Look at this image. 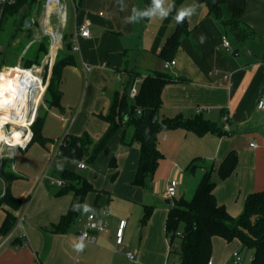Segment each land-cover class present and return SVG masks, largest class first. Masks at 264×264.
<instances>
[{"label": "crops", "instance_id": "0c3cea01", "mask_svg": "<svg viewBox=\"0 0 264 264\" xmlns=\"http://www.w3.org/2000/svg\"><path fill=\"white\" fill-rule=\"evenodd\" d=\"M215 1L221 20L198 0H162L161 8L169 12L164 19L158 10L151 17L140 15L153 7L152 0H79L76 8L68 6L71 17L65 32L71 36L75 25L88 21L91 35L79 40L80 51H72L74 64L65 66L60 105L47 107L42 134L52 140L44 146L49 152L46 160L51 156L49 164L29 174L15 164L18 156L13 160V169L22 178L13 182L12 192L24 204L19 210L0 209V227L6 210L17 217L11 233L0 235V264H169L172 252L166 222L170 208L164 205L169 180L178 181L174 199L191 200L205 172L204 167L193 166L200 161L213 164L217 201L233 217L241 214L249 194L264 190V110L260 108L264 99V0ZM188 6L195 9L185 18L188 32L181 35L177 50L167 60L161 56L162 49L179 24L177 12ZM238 8L240 26L248 34L245 38L228 25ZM224 36L231 42L230 51L222 46ZM172 60L176 63L165 68ZM157 73L167 74L172 81L163 89L156 118L199 115L227 133L198 135L184 128L161 131L157 145L163 158L146 187L132 184L141 150L123 129L116 131L107 151L86 162L85 169L77 168L78 161L56 153L65 135L87 134L98 141L105 134L109 122L104 117L112 96L128 89V82L118 80L120 76L126 81H143ZM77 90L78 101H73ZM128 103L134 105L135 99L129 97ZM199 108L204 111L197 113ZM230 150L237 153V165L222 179L218 167ZM113 157L116 168L110 166ZM56 168L76 171L94 188L66 232L57 231V225L70 208L73 191L62 193L63 187L50 184V177L64 182L54 175ZM148 207L153 211L146 218ZM92 213L103 220L104 229L93 232L95 240L84 242L83 250L77 251V235ZM122 220L126 224L119 244ZM244 247L237 239L214 238L211 264L233 262L234 252L244 264L240 253ZM128 253L135 254V259H128Z\"/></svg>", "mask_w": 264, "mask_h": 264}, {"label": "trees", "instance_id": "16d2710c", "mask_svg": "<svg viewBox=\"0 0 264 264\" xmlns=\"http://www.w3.org/2000/svg\"><path fill=\"white\" fill-rule=\"evenodd\" d=\"M205 3L218 19H222L220 6L215 0H198ZM28 8L25 16L21 15L24 8ZM39 8V9H38ZM35 9L40 11L38 0H20L14 6L9 7L3 20L2 28L10 21L20 27L16 28L15 35L25 26L27 18L32 19ZM241 9H235L233 18L228 22L232 30L241 38L248 36L246 30L240 26ZM21 16L19 20L17 16ZM26 28V27H25ZM27 30H31L26 28ZM188 32L186 20L179 23L175 32L168 37L161 52V56L171 60L180 43L182 34ZM69 33H66L63 53L53 69L50 86L47 89L45 102L48 108L58 107L62 98L60 88L63 69L68 64H74L72 56L71 41ZM48 51V41L44 38L37 44L35 54L31 58H26L22 63L24 66L39 63ZM172 81L165 73H157L146 76L140 86L135 104L129 105L127 89L123 94L118 92L112 96L111 104L107 115L104 117L109 122V128L98 140H93L89 135L82 136L65 135L64 144L61 145V153L67 158L86 162L94 161L102 151L108 150V144L117 130L123 129L124 134L130 131V142H138L140 145V157L135 174L133 185L146 187L148 181L152 179L159 161L163 158L158 149L157 136L161 131L184 128L198 135L207 132H217L224 135L225 129L217 126L213 122L196 116L186 118L178 116L176 118H156L162 106V92L165 85ZM47 113V112H46ZM46 113L39 115L34 126V136L29 144L38 142L46 145L52 142L42 134ZM128 142L127 144H129ZM28 146V147H29ZM1 157V156H0ZM237 165V153L230 150L218 167V172L222 179L230 176ZM110 166L116 168V159L113 157ZM204 167V175L197 187L195 195L191 200H173L168 215L166 228L170 237V252H178L180 255L179 264H208L212 258L214 238L219 237L228 242L239 240L243 246L254 250L251 264H264V190L249 194L245 200L244 208L238 217H233L227 209L218 203L214 193L216 182L213 179L214 165L200 161L192 169ZM55 175L61 177L65 186L62 193L73 191V200L70 208L64 214L57 231L66 232L79 215L85 198L94 188L90 182L83 178L76 171L67 169H55ZM22 178L12 169V163L7 158H0V182L4 183V188L0 189V209L4 205L13 210H19L24 204L21 199L12 192V184L15 180ZM153 208H147L146 218L152 213ZM17 217L10 211H6L5 218L0 227V235L7 236L14 229ZM176 239L179 240V251L175 247Z\"/></svg>", "mask_w": 264, "mask_h": 264}, {"label": "built area", "instance_id": "2783aa9c", "mask_svg": "<svg viewBox=\"0 0 264 264\" xmlns=\"http://www.w3.org/2000/svg\"><path fill=\"white\" fill-rule=\"evenodd\" d=\"M20 0H0V34L3 20L9 7L14 6ZM41 7V15L38 22L34 18L33 27L39 32L33 39L34 42L44 38L48 41V51L43 58V64L47 68V76H43L40 65L32 64L24 66L21 63L6 65L0 68V156L14 157L18 150H25L31 143L34 132L33 126L39 116L40 108L47 93L50 73L55 66L59 54L63 51L66 36V24L68 20V3L75 8L79 0H38ZM91 35L90 23L88 21L77 24L70 36L71 48L73 52L80 51L79 40ZM222 46L225 50L232 49L230 40L222 37ZM176 61H169L165 68L174 65ZM43 65V66H44ZM87 70H91L89 65H85ZM122 83L127 84V94L131 99H135L140 91L142 79L131 78L126 81L122 76L118 78ZM260 108L264 110V99L260 102ZM204 109H197V113H202ZM206 111H210L207 109ZM57 147V154L61 153V145ZM251 146H255L254 143ZM8 150V152H5ZM77 168H87L85 160L77 163ZM51 185L64 187V182L53 177L49 178ZM178 181L169 180L166 186V197L173 200L176 197ZM126 221H120L117 231V241H122L123 230ZM104 222L94 213L87 217L86 227L77 235L78 244L87 241H94L93 232L102 231ZM176 247V246H175ZM171 248V247H170ZM128 259L134 260L135 254L128 253ZM233 264H241V257L238 252L233 253ZM210 260L208 264H211Z\"/></svg>", "mask_w": 264, "mask_h": 264}, {"label": "rangeland", "instance_id": "374dc122", "mask_svg": "<svg viewBox=\"0 0 264 264\" xmlns=\"http://www.w3.org/2000/svg\"><path fill=\"white\" fill-rule=\"evenodd\" d=\"M68 6H71L70 2L68 4ZM27 9H28L27 7L24 8V10H22V12H21V15L25 16L27 14V11H28ZM38 9H35L34 13L32 14V17L36 20V22H38V19L40 18V15H41V9L39 12H38ZM68 13H69L68 15L71 17V13L69 10H68ZM20 18H21V16L18 15L16 20H19ZM68 21H70V19ZM18 27H20V26H19V24H17V22L15 25H13L9 21L5 25V28L3 26L2 30H1V34H0V68L2 66L13 65L16 63H21L22 65H24L22 62L26 58L33 57L35 54V51L37 49V44L40 42V40L34 42L33 39L36 37V34L39 32V30L35 27H33L31 30H27L24 26L23 29L20 30L15 35V33L17 31L16 28H18ZM63 50H64V48H63ZM62 53H63V51H61L59 56ZM43 58H44V56H43ZM43 58L39 61V63H36V64L40 65L41 71L43 72V76L46 77L48 72H47V68L43 64ZM54 67H53V69H54ZM53 69L50 73L48 88L50 86V81H51V77L53 74ZM64 69H65V67H64ZM64 69H63V72H64ZM78 92L79 91L77 90V91H75V93H73V95H72L73 101H78V97H79ZM47 107L48 106L45 102V97H44V102L41 105L39 115L46 113ZM126 136L130 137L129 129L127 130ZM48 147H49V149L53 148V147H51V145H48ZM47 151L48 150H46L44 145H42L38 142H35L27 150H24V151L18 150L16 152V157L18 156V161H16L15 156L13 158L10 156L9 157L6 156L3 158H7L11 161L12 169H13V160L15 158V164L18 165V168L19 169L20 168L27 169L28 173L31 174V172H33L35 170H40L42 168V165L43 166L45 165V168L47 167L46 165L49 164V162H50L49 159H51V156H49V159L46 160L45 157L49 154V152H47ZM5 152H8V150H6ZM49 170L50 169H47L46 172H49ZM50 171L52 174V170H50ZM3 188H4V186H0V189H3ZM51 188H53V187H51ZM164 205L167 208H171V204H167V203H165V201H164ZM4 207H7L8 209L10 208V207L4 205L2 207V209H4ZM174 245L176 246L177 250L179 251L180 245H179L178 239H176ZM252 251H253V249L250 247H244L243 250L240 251V253L244 259V264H251V253H252ZM179 263H180L179 253L178 252H172L170 259H169V264H179ZM216 264H233V262L231 259H229V261L216 260Z\"/></svg>", "mask_w": 264, "mask_h": 264}, {"label": "clouds", "instance_id": "9594fccd", "mask_svg": "<svg viewBox=\"0 0 264 264\" xmlns=\"http://www.w3.org/2000/svg\"><path fill=\"white\" fill-rule=\"evenodd\" d=\"M161 4H162V0H152L153 7L149 11L140 13V15L151 17V16L155 15V13L158 10L160 18L161 19L166 18L169 15V12L167 10H164L163 8H161ZM194 12H195V9L192 6H188L186 8H182V9H180L177 12V14L175 16V20H176L177 23H182L186 17H191V15ZM134 18L135 17H133V19ZM75 247H76L77 251H82L84 245L83 244H79V245H76Z\"/></svg>", "mask_w": 264, "mask_h": 264}, {"label": "water", "instance_id": "95a60500", "mask_svg": "<svg viewBox=\"0 0 264 264\" xmlns=\"http://www.w3.org/2000/svg\"><path fill=\"white\" fill-rule=\"evenodd\" d=\"M33 21H32V19H30V18H27L26 20H25V27L26 28H29V29H32L33 28ZM172 200L171 199H167L166 200V203L167 204H172Z\"/></svg>", "mask_w": 264, "mask_h": 264}]
</instances>
